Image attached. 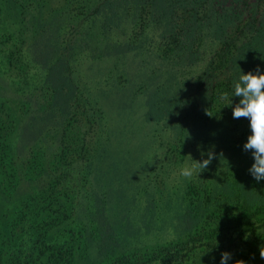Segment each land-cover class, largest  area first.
<instances>
[{
	"label": "rangeland",
	"instance_id": "obj_1",
	"mask_svg": "<svg viewBox=\"0 0 264 264\" xmlns=\"http://www.w3.org/2000/svg\"><path fill=\"white\" fill-rule=\"evenodd\" d=\"M84 1L0 0V264H158L169 249L183 264H220L206 245L244 207L234 180L223 187L240 160L227 175L210 164L180 176L207 152L166 154L146 100L187 94L215 54L264 32V0L217 3L241 17L213 13L202 61L175 75L181 24L169 12L183 0H127L107 31L76 15ZM184 2L203 12L214 0Z\"/></svg>",
	"mask_w": 264,
	"mask_h": 264
},
{
	"label": "trees",
	"instance_id": "obj_2",
	"mask_svg": "<svg viewBox=\"0 0 264 264\" xmlns=\"http://www.w3.org/2000/svg\"><path fill=\"white\" fill-rule=\"evenodd\" d=\"M125 1L127 0H86L78 5L76 15L90 13L94 19L95 30L107 31L118 18ZM220 2L228 1L214 0L212 6L208 3L210 7L199 12L185 6L187 4L183 0L176 5L175 11L169 12L170 16L176 17L174 23L181 24L175 28L177 34L173 37L175 40L179 39L173 47L182 51V56L176 59L177 69L172 67L174 75L179 70L181 72L179 66L191 67L202 61L201 35L206 28L208 29L209 23L208 25L206 23L213 13L228 21L241 17V11L237 7L226 9L217 6ZM166 12L167 9L155 14L168 15ZM199 18L206 20L201 24ZM242 29L249 32L247 24ZM253 29L254 38L250 39L254 43L248 39L234 45L231 53L226 57L215 54L203 72L193 78L192 87L187 94L175 92L167 95L160 90L157 92V98L148 97L146 100V120L159 127V131L152 134L151 138L158 146L166 148V154L173 153V159L174 156L184 153L185 146L188 148L192 146L196 150L201 145L207 153L209 150L215 153L211 164L221 166L225 175L233 171L231 165L234 160H240L238 165H241V170L233 176H226L223 187L226 188L228 182L234 180L233 183L237 185L245 201L244 207L239 214H236L237 216H232V221L227 225L217 228L216 232L225 233L218 241L219 244L206 245L214 250L229 252L232 258L227 264H235L239 259L247 260L248 263L254 260L252 264H264V259L260 258V247L264 246V236L256 233L259 219L256 217H262L264 220V180L256 181L250 174L249 169L254 159L251 152H246L243 148L248 136L251 135L250 121L247 118L234 119L232 115L233 107L240 99L233 96L234 81L238 80L241 71L244 74L255 73L256 68L259 67L261 73H264V32L259 27ZM216 30L215 33L219 32L220 27ZM228 33L233 36L236 31ZM165 50L170 51L171 48L165 47ZM254 52L257 54L254 55ZM225 92L230 98L233 96L232 107L229 100L221 99ZM255 236L261 239H256ZM225 242L229 247L224 248ZM183 260L180 250L174 252L169 249L158 264H183Z\"/></svg>",
	"mask_w": 264,
	"mask_h": 264
},
{
	"label": "clouds",
	"instance_id": "obj_3",
	"mask_svg": "<svg viewBox=\"0 0 264 264\" xmlns=\"http://www.w3.org/2000/svg\"><path fill=\"white\" fill-rule=\"evenodd\" d=\"M233 96L240 98L233 107V118H247L250 121L251 135L248 136L243 146L244 151H250L254 159L249 172L256 181L264 180V73H261L259 67L256 68L255 73L244 74L241 71L238 80L234 81ZM231 98L227 92L221 96V99L229 100L230 107H232ZM189 156L191 163L186 162L180 168L179 175L190 180L193 176H200V173L208 168L215 153L209 150L207 159H203L202 162ZM231 258L229 252H223L220 264H227ZM260 258L264 259V246L260 247ZM235 264H247V262L239 259L235 261Z\"/></svg>",
	"mask_w": 264,
	"mask_h": 264
}]
</instances>
